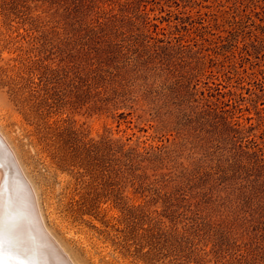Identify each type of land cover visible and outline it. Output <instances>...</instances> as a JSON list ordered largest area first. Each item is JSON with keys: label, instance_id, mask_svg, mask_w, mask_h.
<instances>
[{"label": "rangeland", "instance_id": "1", "mask_svg": "<svg viewBox=\"0 0 264 264\" xmlns=\"http://www.w3.org/2000/svg\"><path fill=\"white\" fill-rule=\"evenodd\" d=\"M0 131L75 264H264V0H0Z\"/></svg>", "mask_w": 264, "mask_h": 264}, {"label": "bare ground", "instance_id": "2", "mask_svg": "<svg viewBox=\"0 0 264 264\" xmlns=\"http://www.w3.org/2000/svg\"><path fill=\"white\" fill-rule=\"evenodd\" d=\"M0 136L8 145L13 155L17 171H19L22 176L21 179L17 176L15 172L16 169L11 162H4V155L0 151V161L9 171L6 175L7 179L4 180L7 182L2 185L5 192L4 217H9L10 222L12 220L11 226H13L14 235L23 241V245L29 249V252H31L41 264H75L60 243L47 229L38 204L35 188L29 181V178L24 174L14 150L1 131ZM9 235H13V233H9ZM32 250H34V252Z\"/></svg>", "mask_w": 264, "mask_h": 264}, {"label": "snow or ice", "instance_id": "3", "mask_svg": "<svg viewBox=\"0 0 264 264\" xmlns=\"http://www.w3.org/2000/svg\"><path fill=\"white\" fill-rule=\"evenodd\" d=\"M4 210L5 192L0 184V264H37L36 257L28 255L23 241L14 234L6 236Z\"/></svg>", "mask_w": 264, "mask_h": 264}, {"label": "water", "instance_id": "4", "mask_svg": "<svg viewBox=\"0 0 264 264\" xmlns=\"http://www.w3.org/2000/svg\"><path fill=\"white\" fill-rule=\"evenodd\" d=\"M0 151L3 153L4 155V162H11L13 165H14V168L16 169L15 172L17 173V176L20 177V179L22 178L21 174L19 171H17V168L15 166V162H14V158H13V155L8 147V145L6 144V142L4 141V139L0 136ZM2 170V171H1ZM0 171H1V181H0V184H5L7 181H4L7 179L6 175L9 173L8 169L5 167V165H3V163L0 161ZM8 171V172H7ZM7 172V173H6ZM4 181V182H3ZM3 182V183H2ZM12 212V211H11ZM5 219V231H6V236L9 235V233H13L14 234V229H13V226L12 225V220L10 222V219L9 217H4ZM49 235V234H48ZM50 237V236H49ZM25 246V245H23ZM34 252V250H32ZM29 255H33L31 254V252H28ZM37 261V264H41L40 261ZM44 264V263H43Z\"/></svg>", "mask_w": 264, "mask_h": 264}, {"label": "trees", "instance_id": "5", "mask_svg": "<svg viewBox=\"0 0 264 264\" xmlns=\"http://www.w3.org/2000/svg\"><path fill=\"white\" fill-rule=\"evenodd\" d=\"M97 23H100L99 21ZM261 151V150H260ZM263 155V154H262ZM260 162L264 163V157H261L260 159Z\"/></svg>", "mask_w": 264, "mask_h": 264}]
</instances>
